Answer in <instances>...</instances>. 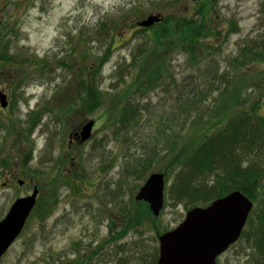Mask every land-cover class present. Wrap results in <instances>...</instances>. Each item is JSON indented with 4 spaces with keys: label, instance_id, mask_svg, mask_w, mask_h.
<instances>
[{
    "label": "rangeland",
    "instance_id": "374dc122",
    "mask_svg": "<svg viewBox=\"0 0 264 264\" xmlns=\"http://www.w3.org/2000/svg\"><path fill=\"white\" fill-rule=\"evenodd\" d=\"M197 3L0 0V95L7 104L0 107V220L17 198L38 190L0 264H69L90 254L92 264H155L158 234L192 207L170 194L184 156L241 114L264 124V0H209L202 20L194 19L205 29L200 42L163 39L164 19H171L168 28L173 18L191 20ZM157 14L163 21L151 29L137 25ZM85 86L99 96L90 112L78 101ZM131 106L138 115L125 130L121 119ZM89 120L90 138L69 139ZM255 147L258 156L246 153L242 167L264 169V146ZM147 158L140 175L138 160ZM216 169L200 178L214 180L222 174ZM155 172L164 174L163 208L156 219L136 218L142 205L134 197ZM259 192L243 234L217 264H264V178Z\"/></svg>",
    "mask_w": 264,
    "mask_h": 264
},
{
    "label": "trees",
    "instance_id": "16d2710c",
    "mask_svg": "<svg viewBox=\"0 0 264 264\" xmlns=\"http://www.w3.org/2000/svg\"><path fill=\"white\" fill-rule=\"evenodd\" d=\"M195 2L198 3L196 5L197 8H195L196 11L193 12V19L187 20L189 15L187 18L183 19L177 18V20H174L173 18L172 28H168L171 19H164L165 28L162 31L164 33L161 34L163 39H169L173 34H179V42L182 45L190 46V44L195 45L198 41L200 42V39L204 37L203 35L205 33L203 30L205 29H203L202 26L196 24V20L194 19L198 17L199 20H202L201 15L203 13V8L209 5V0H195ZM102 29H104L103 31H105V28ZM148 29H151V27ZM155 37L158 40L160 39V35H155ZM262 42L264 43V41ZM7 45L8 44L4 43V50H6ZM262 46H264V44H260L259 49H261ZM249 53H252L251 49H249L248 53L246 54ZM5 57V53H0V60H5ZM153 78L156 79L157 77L153 76ZM148 83L145 82V85L143 86L149 87L150 84ZM89 88L91 87L85 86L84 93L86 94L87 102L85 100V105H82L81 107L83 109V112H90L92 109H94V107H97V105L99 106L100 103L98 99L99 96L98 98L93 97L95 95L92 91L88 93V91L90 90ZM78 96L82 97L83 95L79 93ZM91 98L93 103H89V99ZM127 110H130V108L127 107ZM131 110L132 111L125 114L124 108V116L121 119L122 125L124 126L123 129H127V127L129 126L128 124H131L133 122V118L138 115L136 106H131ZM250 113L256 117L253 112L250 111ZM241 115L242 116H240L236 120V122H234V120L228 121V123L219 132H215L213 135L204 136L205 138L203 137L204 139L202 138L203 140L200 141L199 144L195 148H193L186 156H184V158L180 162L181 169L178 177V179H180V185L176 190L177 200L186 201L193 205H204L215 197L223 196L232 190H240L246 196L253 200L254 198L259 197L261 182L264 178V169L251 165V163L247 167H242L241 161L246 153L258 156L259 149L255 147L256 143L261 145L263 148L264 130L261 131L260 128L264 129V124H249V120L246 118L247 116L245 114ZM260 120L263 122L262 119ZM256 121L259 120L257 119ZM249 146L250 148L247 152H245V150ZM241 148L244 151L241 150ZM238 150L239 152H241L238 153ZM174 157L175 154H172V158ZM172 158L170 160H172ZM216 167L221 169L222 174H219L220 176L215 175L212 186H207L208 183L203 181L206 180V178L204 176L203 178H200V174L214 173L217 170ZM196 178H198V180H196ZM195 180L201 182H199V184H196ZM139 206H141L140 213H137L135 211L136 218L143 217L146 215V213H148L150 219H153L152 216H150V212L146 204L141 203ZM124 212L125 214L128 213L126 211ZM138 222L139 221L136 220L135 224H138ZM262 234L261 246L264 243V232ZM116 239L117 237L113 236L111 239H107L104 243H113L116 241ZM101 248L102 245L100 244L99 246H97V249L93 252V254L98 251L100 253ZM91 257L92 254H90L89 256H78L69 264H92L91 262H88Z\"/></svg>",
    "mask_w": 264,
    "mask_h": 264
},
{
    "label": "water",
    "instance_id": "95a60500",
    "mask_svg": "<svg viewBox=\"0 0 264 264\" xmlns=\"http://www.w3.org/2000/svg\"><path fill=\"white\" fill-rule=\"evenodd\" d=\"M159 20V16L151 15L139 26L148 27ZM0 105L6 106L4 95H0ZM92 125L93 121H89L82 126L81 142L89 138ZM36 194L34 189L32 195L18 198L0 221V257L23 228ZM135 199L146 202L152 215L158 216L163 205V176L151 175ZM251 208L250 200L239 191L216 199L206 208H193L175 230L159 237L156 264H215L216 256L239 238Z\"/></svg>",
    "mask_w": 264,
    "mask_h": 264
}]
</instances>
